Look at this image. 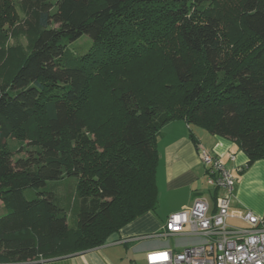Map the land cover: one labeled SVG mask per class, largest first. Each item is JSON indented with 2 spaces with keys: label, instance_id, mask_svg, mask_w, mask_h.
Masks as SVG:
<instances>
[{
  "label": "trees",
  "instance_id": "trees-1",
  "mask_svg": "<svg viewBox=\"0 0 264 264\" xmlns=\"http://www.w3.org/2000/svg\"><path fill=\"white\" fill-rule=\"evenodd\" d=\"M52 10L0 0V264L102 247L155 212L156 137L172 121L234 141L244 169L264 159V0Z\"/></svg>",
  "mask_w": 264,
  "mask_h": 264
},
{
  "label": "crops",
  "instance_id": "crops-1",
  "mask_svg": "<svg viewBox=\"0 0 264 264\" xmlns=\"http://www.w3.org/2000/svg\"><path fill=\"white\" fill-rule=\"evenodd\" d=\"M200 149L218 157L235 179L227 225L247 229L242 217L251 213L261 218L264 228V159L244 169L247 156L234 141L176 120L164 125L156 137L155 212L126 225L102 247L44 264H146L149 252L167 249L177 252L197 243L195 238L178 235L145 236L160 233L167 217L190 208L195 198H204L213 207L216 193L206 184L205 170L198 157Z\"/></svg>",
  "mask_w": 264,
  "mask_h": 264
},
{
  "label": "built area",
  "instance_id": "built-area-1",
  "mask_svg": "<svg viewBox=\"0 0 264 264\" xmlns=\"http://www.w3.org/2000/svg\"><path fill=\"white\" fill-rule=\"evenodd\" d=\"M198 157L205 170L206 184L216 193L213 207L206 199L195 198L190 208L169 215L160 233L145 236L178 235L195 238L197 243L177 252L170 249L149 252L146 264H264L261 218L247 213L242 217L247 229L228 226L235 179L218 157L203 149L198 150Z\"/></svg>",
  "mask_w": 264,
  "mask_h": 264
},
{
  "label": "rangeland",
  "instance_id": "rangeland-1",
  "mask_svg": "<svg viewBox=\"0 0 264 264\" xmlns=\"http://www.w3.org/2000/svg\"><path fill=\"white\" fill-rule=\"evenodd\" d=\"M48 2L53 6L52 11H55V3L57 2V0H48ZM90 46H91L90 40L87 37H82L77 42L70 45L67 48V51L71 54L80 55V54L84 53L88 49V47H90ZM7 146L9 148H11L12 146H16V141L7 142ZM73 188H74L73 181H70V183H68L67 189H64V188L58 189L57 197L64 198V196H67L69 194L73 195V192H74ZM79 202H81L80 203L81 207H86V208H90L93 204L91 202L90 198L85 199V201H79ZM70 219L73 221L72 217ZM71 224L72 223H70V225ZM121 250H123V248H121ZM174 251L176 252V250H174ZM142 264H145V263L143 262Z\"/></svg>",
  "mask_w": 264,
  "mask_h": 264
}]
</instances>
